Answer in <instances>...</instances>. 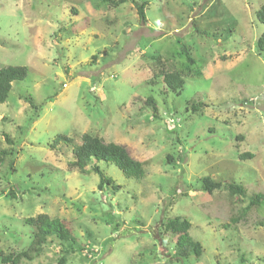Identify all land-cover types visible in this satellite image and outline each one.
Segmentation results:
<instances>
[{
	"label": "rangeland",
	"instance_id": "rangeland-1",
	"mask_svg": "<svg viewBox=\"0 0 264 264\" xmlns=\"http://www.w3.org/2000/svg\"><path fill=\"white\" fill-rule=\"evenodd\" d=\"M262 5L0 0V68L27 69L0 104V156L9 152L0 163V251L26 249L33 229L24 219L47 214L70 225L81 247L94 245L92 257L75 252L65 264H264V200L237 224L229 219L264 192ZM164 71L184 75L180 91L165 87ZM82 134L124 146L144 177L99 161L118 187L100 191L92 167L68 171L72 147L50 145L58 135L79 145ZM245 153L252 158L241 160ZM204 177L221 188L203 192ZM228 183L246 196L229 195ZM175 217L190 222L198 260L170 257L174 239L160 224ZM63 250L48 240L32 264H58Z\"/></svg>",
	"mask_w": 264,
	"mask_h": 264
},
{
	"label": "trees",
	"instance_id": "trees-1",
	"mask_svg": "<svg viewBox=\"0 0 264 264\" xmlns=\"http://www.w3.org/2000/svg\"><path fill=\"white\" fill-rule=\"evenodd\" d=\"M108 2V0H107ZM112 2V1H109ZM109 4V3H108ZM144 6L145 4L136 5L137 14L141 22L145 21L144 17ZM78 12V10H73ZM75 13V14H76ZM257 21L264 26V5H262L256 13ZM184 52L185 48H182ZM256 50L258 54H264V32L259 36L256 41ZM263 53V54H262ZM95 59V57H94ZM186 61L189 64H193L192 59L186 54ZM184 75L179 71H164L162 81L165 87L172 92H178L184 85ZM27 77V69L20 66H6L0 68V104L4 103L11 90L12 83L15 81L23 80ZM149 103L152 100L148 99ZM32 109H36L32 102L28 103ZM201 103L197 106L191 104V111L195 113L200 108ZM152 108L155 109V106ZM5 139L9 145L12 144L11 140L5 136ZM60 144L70 146L73 155V161L67 164V170L81 173L82 175L87 174V167H92L93 173L98 175L99 181L97 188L103 190L105 186H111L113 189H117L112 185V180L102 175L99 167L96 165L99 161L114 165L122 174L129 179H142L145 175L144 167L140 161L133 159L127 149L122 145L105 142L98 136H92L89 134H82L80 137V144L73 146L74 140L71 137L58 135L50 148L54 150ZM9 155V152H1L0 163ZM239 158H252V155L245 153L240 155ZM169 162L171 159L168 160ZM12 166V165H10ZM203 192L212 194L215 190L221 188L220 182H214L209 177H204L200 180ZM229 195H237L240 197L246 196V189L242 185H236L233 183L226 184ZM10 198H15L13 192L9 193ZM264 200V192L257 193L248 199V204L239 210L237 213L231 214L230 224H237L240 220H243L250 216L255 210L259 208L262 201ZM24 225L30 226L33 229L31 241L26 249L20 251H12L3 253L0 251V263L1 264H32L42 254L43 248L48 240H57L64 247V256L58 260V264H65L66 256L75 252H81L86 247L88 251L94 245H86L84 248L77 244V240L72 233L69 226L59 218H51L47 214H37L33 217H27L24 219ZM161 228L164 233L169 234L174 239V250L170 257L172 259L181 262L187 260L190 257L198 260L203 252L202 246L199 242L194 241L189 231L191 224L186 219L175 217L167 219L163 223L161 222ZM228 226V225H226ZM121 225L116 223L114 230H118ZM82 248V249H81ZM85 258V254H83Z\"/></svg>",
	"mask_w": 264,
	"mask_h": 264
},
{
	"label": "built area",
	"instance_id": "built-area-1",
	"mask_svg": "<svg viewBox=\"0 0 264 264\" xmlns=\"http://www.w3.org/2000/svg\"><path fill=\"white\" fill-rule=\"evenodd\" d=\"M94 253V246L92 247L91 249V252L88 251V247H86L84 250H83V254H85V256L87 258H90L92 257V254Z\"/></svg>",
	"mask_w": 264,
	"mask_h": 264
},
{
	"label": "clouds",
	"instance_id": "clouds-1",
	"mask_svg": "<svg viewBox=\"0 0 264 264\" xmlns=\"http://www.w3.org/2000/svg\"><path fill=\"white\" fill-rule=\"evenodd\" d=\"M83 251V250H82Z\"/></svg>",
	"mask_w": 264,
	"mask_h": 264
}]
</instances>
